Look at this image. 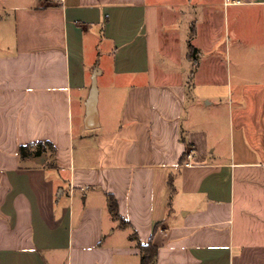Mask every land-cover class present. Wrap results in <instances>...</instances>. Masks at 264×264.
Instances as JSON below:
<instances>
[{
    "label": "crops",
    "instance_id": "1",
    "mask_svg": "<svg viewBox=\"0 0 264 264\" xmlns=\"http://www.w3.org/2000/svg\"><path fill=\"white\" fill-rule=\"evenodd\" d=\"M239 1L0 0V264H141L138 241L157 264H264V81L214 53L218 26L264 38V0Z\"/></svg>",
    "mask_w": 264,
    "mask_h": 264
},
{
    "label": "rangeland",
    "instance_id": "2",
    "mask_svg": "<svg viewBox=\"0 0 264 264\" xmlns=\"http://www.w3.org/2000/svg\"><path fill=\"white\" fill-rule=\"evenodd\" d=\"M10 27L11 26L9 25V30H6L5 36L2 37L3 39H11L12 30L10 31ZM218 27L221 28L220 26ZM258 27L257 18L250 19L249 21L242 20L239 22L236 30L234 29V35L230 36V40L225 34V29L221 28L220 30L218 28V35L215 36L217 45H224V49L222 50L219 47L214 53L225 60V63L227 64L225 68L226 70L231 68L233 76L236 78L234 81L242 79L250 84L258 81H264V38L262 37V33H260ZM212 38L214 40V36H212ZM208 46H211V38L205 36L202 40V47L207 48ZM187 52V43L181 42L179 59L181 60L185 58L184 54ZM228 85L229 84L227 82L218 84L217 86L219 88H209L210 86L206 85L204 86V89L199 88L198 91L201 94H208L214 93L213 91L216 89L217 91L215 93H219V95H224L225 93L227 96ZM225 107H227V105L223 104L220 108L222 109Z\"/></svg>",
    "mask_w": 264,
    "mask_h": 264
},
{
    "label": "trees",
    "instance_id": "3",
    "mask_svg": "<svg viewBox=\"0 0 264 264\" xmlns=\"http://www.w3.org/2000/svg\"><path fill=\"white\" fill-rule=\"evenodd\" d=\"M189 47H190V55L193 58V57H195L196 49L193 47V45L191 43L189 44ZM43 145L44 144H40V146H43ZM29 149H30L29 147L22 146L20 148L21 155L23 157H26L29 153ZM170 186H171V190H173L172 180L170 181ZM108 203H109V209H110L114 219L119 221L122 227H127L129 224L120 215L119 210H118L117 201L113 195H108ZM136 237L137 236H135L134 238H136ZM137 245L141 251V264H157L158 251H159V248L157 245H155L152 241L146 245L141 244L138 241Z\"/></svg>",
    "mask_w": 264,
    "mask_h": 264
},
{
    "label": "water",
    "instance_id": "4",
    "mask_svg": "<svg viewBox=\"0 0 264 264\" xmlns=\"http://www.w3.org/2000/svg\"><path fill=\"white\" fill-rule=\"evenodd\" d=\"M97 104H98V85H97V73L93 76V84H92V90L91 95L88 100L87 104V128L88 129H95L98 127V110H97ZM46 160V155L42 154V156L37 160L39 163H44Z\"/></svg>",
    "mask_w": 264,
    "mask_h": 264
},
{
    "label": "built area",
    "instance_id": "5",
    "mask_svg": "<svg viewBox=\"0 0 264 264\" xmlns=\"http://www.w3.org/2000/svg\"><path fill=\"white\" fill-rule=\"evenodd\" d=\"M237 3H240L239 0H226V4H237ZM193 158V154L192 153H189L188 155V159L191 160ZM188 166H191V163H187Z\"/></svg>",
    "mask_w": 264,
    "mask_h": 264
}]
</instances>
